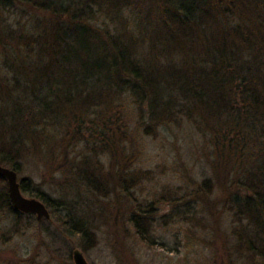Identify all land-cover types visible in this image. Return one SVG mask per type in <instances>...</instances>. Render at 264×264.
I'll return each instance as SVG.
<instances>
[{
	"label": "trees",
	"instance_id": "trees-1",
	"mask_svg": "<svg viewBox=\"0 0 264 264\" xmlns=\"http://www.w3.org/2000/svg\"><path fill=\"white\" fill-rule=\"evenodd\" d=\"M0 58L13 73H2L4 90L0 81V164L20 174L42 143L53 150L41 183L18 181L53 210L60 234L90 249L100 202L117 194L144 243L178 221L194 233L222 170L234 250L264 264V0H0ZM183 126L203 141L211 173L138 199L152 176L134 144ZM163 200L170 208L157 214ZM2 220L9 238L41 223L14 208L0 176Z\"/></svg>",
	"mask_w": 264,
	"mask_h": 264
},
{
	"label": "rangeland",
	"instance_id": "rangeland-1",
	"mask_svg": "<svg viewBox=\"0 0 264 264\" xmlns=\"http://www.w3.org/2000/svg\"><path fill=\"white\" fill-rule=\"evenodd\" d=\"M14 17L16 20L20 19L21 12H15L11 19ZM1 61L0 58V63ZM0 72V81H3L1 89L4 90L5 80L2 73L8 76L13 73L1 70ZM3 92L1 95L5 94ZM202 148L203 141L187 126L173 128L157 139L145 136L143 140L136 141L133 149L137 155L136 165L147 170L152 176V179L143 184L142 197L139 196L140 192L136 193L138 199L153 191L158 193L167 186L172 189L181 185L186 186L191 175L199 179L205 170L210 174L211 170L206 165V162L210 164L209 153ZM45 157L55 156L53 150L42 143V149L29 155L27 163L23 164L24 170L17 174V180L29 175L34 181L41 183V172L46 169ZM106 166L104 170L108 168ZM215 179L219 181V188H216L210 197L215 204L203 208L204 226L196 229L194 233L187 234L189 224L178 221L162 227L155 226L157 227L154 232L155 242L144 243L136 235L133 224L128 220L129 205L122 195L117 194L100 202L101 206L94 219L96 240L90 249L83 250L77 235L72 236L68 232L60 234L62 226L55 219L53 210L46 205L49 218L38 220L35 213H30L41 223L34 222L31 227L23 225L21 231L11 238L8 237L10 230L8 220L0 222V264H9L8 258L25 259L31 256L40 262L48 259L51 264H74L72 258L74 249L83 254L88 264H248L243 254L234 250L235 240L230 235L231 216L223 210L221 199H218L222 197L221 184L225 186L222 170L217 172ZM40 188L44 194L46 192L52 197H59V191L54 187L50 188L47 183ZM22 194L26 197H35L26 192ZM148 199L151 200V196ZM155 207L158 208L156 213L162 214L170 205L163 200ZM48 229L57 232L59 237L50 235Z\"/></svg>",
	"mask_w": 264,
	"mask_h": 264
},
{
	"label": "water",
	"instance_id": "water-1",
	"mask_svg": "<svg viewBox=\"0 0 264 264\" xmlns=\"http://www.w3.org/2000/svg\"><path fill=\"white\" fill-rule=\"evenodd\" d=\"M0 176L6 180L8 195L14 208L23 213H35L38 220L49 218V211L41 200L35 197H26L22 194L15 170L0 164ZM72 258L74 264H88L78 249L73 250Z\"/></svg>",
	"mask_w": 264,
	"mask_h": 264
}]
</instances>
